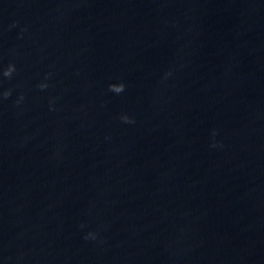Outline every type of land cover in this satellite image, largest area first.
Here are the masks:
<instances>
[{"label":"clouds","instance_id":"clouds-1","mask_svg":"<svg viewBox=\"0 0 264 264\" xmlns=\"http://www.w3.org/2000/svg\"><path fill=\"white\" fill-rule=\"evenodd\" d=\"M14 71H15V66L14 65H9L8 68L4 71L3 75L5 77H11ZM40 87L41 88H45V87H47V85L41 84ZM124 88H125V85L123 83L109 85V90L110 91H113L115 93H121V92H123L124 91ZM10 95H11V91L4 92V94H3L4 98H7ZM22 98L23 97H21V99ZM122 119L125 122H129V123L134 122V121L129 120V118L127 116L122 117Z\"/></svg>","mask_w":264,"mask_h":264}]
</instances>
